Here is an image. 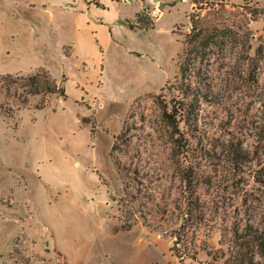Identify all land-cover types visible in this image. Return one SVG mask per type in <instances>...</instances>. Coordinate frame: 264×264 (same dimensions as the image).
<instances>
[{
	"label": "rangeland",
	"instance_id": "374dc122",
	"mask_svg": "<svg viewBox=\"0 0 264 264\" xmlns=\"http://www.w3.org/2000/svg\"><path fill=\"white\" fill-rule=\"evenodd\" d=\"M4 1L0 264H211L264 228V164L227 151L264 123V0H145V31L142 0ZM43 74L64 94L32 95ZM177 96L180 136L163 119Z\"/></svg>",
	"mask_w": 264,
	"mask_h": 264
},
{
	"label": "trees",
	"instance_id": "16d2710c",
	"mask_svg": "<svg viewBox=\"0 0 264 264\" xmlns=\"http://www.w3.org/2000/svg\"><path fill=\"white\" fill-rule=\"evenodd\" d=\"M156 22L150 18V16L145 13V11L140 12L134 22L130 23V28L132 30H151L154 29ZM196 30V28H193ZM202 31V30H201ZM209 38L203 35L202 32H193L187 35L186 44L188 46H195L196 52L202 50L201 47H209ZM189 50L186 49L185 57H187ZM40 76L43 77L42 83L39 81ZM32 95H39L41 93L49 94H59L63 95L64 91L61 88H57L53 85L47 75L34 76L30 79ZM175 89V88H174ZM191 85H188L185 95L192 94ZM179 90V94H181ZM196 95V103L199 104L201 99H208L207 95L203 96L201 94L194 93ZM178 97V96H177ZM180 101V106L171 104L167 105L163 109V119L170 127L173 128L174 132L181 135L180 122L186 121L187 117L186 110L183 109V104L186 106L185 98L181 96L178 97ZM209 102H211L209 100ZM191 104V106H193ZM170 107V108H169ZM258 145L254 150L248 151L239 146L238 149L235 147L228 146V154L234 155L233 160L242 161V163L251 162V159L255 157L257 162L259 160V167L264 164V123L258 127ZM260 170L256 172L255 179L264 188V165L259 168ZM231 246L228 252L221 251L220 256L209 253L212 257L213 262L211 264H264V228H256L251 224H246L243 228H237L234 231L233 240L230 241Z\"/></svg>",
	"mask_w": 264,
	"mask_h": 264
},
{
	"label": "crops",
	"instance_id": "0c3cea01",
	"mask_svg": "<svg viewBox=\"0 0 264 264\" xmlns=\"http://www.w3.org/2000/svg\"><path fill=\"white\" fill-rule=\"evenodd\" d=\"M71 1H73V2H71ZM71 1H69V2H67V1H65L64 3L66 4L65 6L66 7H68V8H71V5H75L76 4V2L78 3V5H79V8H85V6H84V2L86 1L87 3H89L90 2V0H71ZM20 2V0H5L4 1V4H6V3H9V4H12V5H18V3ZM67 2V3H66ZM133 2H134V0H133ZM142 2H143V5H142V11L144 10V5H145V0L143 1L142 0ZM23 3V2H22ZM29 3V8H35L37 5H39L38 3H35V1H29L28 2ZM96 3H98L97 2V0H96ZM25 5V4H24ZM160 5H158L156 8H158L159 10H160ZM141 11V12H142ZM137 16V15H136ZM135 19H136V17H135ZM135 20H131V22H134ZM130 22V23H131ZM129 23V24H130ZM138 31H143V30H138ZM145 31V30H144Z\"/></svg>",
	"mask_w": 264,
	"mask_h": 264
},
{
	"label": "water",
	"instance_id": "95a60500",
	"mask_svg": "<svg viewBox=\"0 0 264 264\" xmlns=\"http://www.w3.org/2000/svg\"><path fill=\"white\" fill-rule=\"evenodd\" d=\"M128 1L133 2V0H128ZM155 2H158V0H155ZM162 9H163V8L160 7V10H162Z\"/></svg>",
	"mask_w": 264,
	"mask_h": 264
}]
</instances>
